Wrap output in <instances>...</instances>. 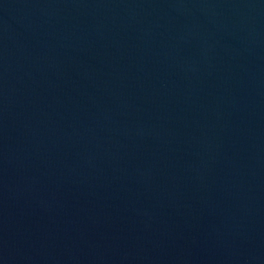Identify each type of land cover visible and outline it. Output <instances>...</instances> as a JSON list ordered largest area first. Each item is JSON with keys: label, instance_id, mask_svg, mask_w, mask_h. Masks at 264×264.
I'll return each mask as SVG.
<instances>
[{"label": "water", "instance_id": "1", "mask_svg": "<svg viewBox=\"0 0 264 264\" xmlns=\"http://www.w3.org/2000/svg\"><path fill=\"white\" fill-rule=\"evenodd\" d=\"M0 264H264V0H0Z\"/></svg>", "mask_w": 264, "mask_h": 264}]
</instances>
